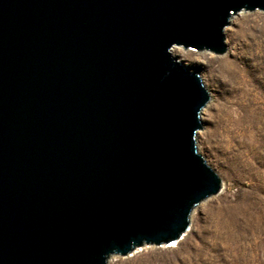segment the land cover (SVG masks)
Returning <instances> with one entry per match:
<instances>
[{
    "label": "water",
    "instance_id": "1",
    "mask_svg": "<svg viewBox=\"0 0 264 264\" xmlns=\"http://www.w3.org/2000/svg\"><path fill=\"white\" fill-rule=\"evenodd\" d=\"M264 0H0V264H108L180 242L222 180L210 94L173 47L224 54Z\"/></svg>",
    "mask_w": 264,
    "mask_h": 264
},
{
    "label": "rangeland",
    "instance_id": "2",
    "mask_svg": "<svg viewBox=\"0 0 264 264\" xmlns=\"http://www.w3.org/2000/svg\"><path fill=\"white\" fill-rule=\"evenodd\" d=\"M234 16L235 23L224 30V54L172 51L201 77L211 96L196 142L221 178L222 190L194 208L176 246L112 255L111 264H264V116L250 112L264 99V12Z\"/></svg>",
    "mask_w": 264,
    "mask_h": 264
},
{
    "label": "bare ground",
    "instance_id": "3",
    "mask_svg": "<svg viewBox=\"0 0 264 264\" xmlns=\"http://www.w3.org/2000/svg\"><path fill=\"white\" fill-rule=\"evenodd\" d=\"M245 12H247V11H242V12H239L240 14H244ZM238 13V14H239ZM235 23V16H233L231 19H230V22H229V27L227 26L225 29H227V28H230L233 24ZM175 48H177V46H175V47H173L172 48V50H171V53H172V51H174V49ZM173 55V54H172ZM258 96V95H257ZM260 96V95H259ZM258 96V98H260ZM260 99H262V98H260ZM211 104H212V101H211V96H210V101L208 102V104L206 105V107L202 110V112H201V118L203 117V114L204 113H206L207 111H208V108L211 106ZM246 106L248 107V109H249V107L251 106V104H250V102H247L246 103ZM255 108H257V109H259L258 111L257 110H255ZM255 111V115H253V117H262V116H264V99H262V103H261V105H259V106H257V107H253V106H251L250 107V112L251 111ZM211 198H213V197H211ZM201 204V203H200ZM196 210L197 209H195L193 212H192V215L191 216H193L194 215V213L196 212ZM176 242H174V243H172L171 245H169L168 247H173V246H176ZM113 258L114 257H112L111 259H109V261H108V264H111V262L113 261Z\"/></svg>",
    "mask_w": 264,
    "mask_h": 264
}]
</instances>
